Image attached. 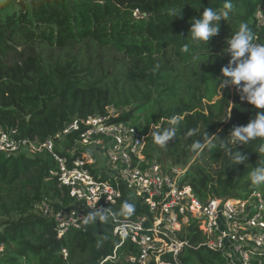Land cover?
Instances as JSON below:
<instances>
[{
    "label": "trees",
    "instance_id": "1",
    "mask_svg": "<svg viewBox=\"0 0 264 264\" xmlns=\"http://www.w3.org/2000/svg\"><path fill=\"white\" fill-rule=\"evenodd\" d=\"M230 2L233 10L207 45L191 41L193 19L205 7L226 11L225 0H0V130L16 129L21 138L45 140L74 116L105 115L114 106L116 121L131 122L147 134L148 159L189 165L183 182L202 202L247 197L254 191L264 197V184L253 185L249 178L254 167L264 165V139L237 145L247 155L245 165L229 164L219 150V140L258 111L240 99L235 87H218L216 80L223 79L221 69L230 59L223 53L227 38L245 23L254 42L264 44V25L255 17L264 0ZM81 43L115 52L119 71L108 72L110 60L93 65L92 54L85 64L79 60L81 49L63 55ZM57 49L61 53L54 55ZM173 116L180 120V130L161 148L151 128H167ZM188 130L196 135L188 137ZM197 139L206 147L193 152L190 145ZM56 170L49 153L0 152V246L15 249L0 255V264H100L113 253L119 239L108 219L60 237L56 222L36 207L46 196L61 197ZM63 199L71 202L68 195ZM124 202L135 206L132 214H121ZM111 207L121 219L150 214L142 200L126 191ZM179 237L190 244L179 254V264H226L221 252L200 245L205 236L195 222ZM137 252L138 246L127 240L116 263L102 264H131L128 257ZM163 258L177 264L169 254Z\"/></svg>",
    "mask_w": 264,
    "mask_h": 264
},
{
    "label": "built area",
    "instance_id": "2",
    "mask_svg": "<svg viewBox=\"0 0 264 264\" xmlns=\"http://www.w3.org/2000/svg\"><path fill=\"white\" fill-rule=\"evenodd\" d=\"M255 17L264 25V7L258 8ZM117 115L116 107L111 106L105 115L74 116L45 140L21 138L16 129L0 130V152L49 153L57 163L53 174L61 197L46 196L36 207L56 222L58 236L70 229L86 231L84 217L103 208L119 242L102 263H116L119 247L129 240L138 246V252L128 257L131 264H171L164 254L179 264V254L190 246L179 233L195 222L205 236L200 245L221 252L226 264H264L261 192L202 202L190 184L183 182L186 169L148 159L147 134L131 122L116 121ZM124 191L142 200L150 214L137 219L117 217L111 206ZM65 195L70 203L64 201ZM62 254L68 255L66 250Z\"/></svg>",
    "mask_w": 264,
    "mask_h": 264
},
{
    "label": "clouds",
    "instance_id": "3",
    "mask_svg": "<svg viewBox=\"0 0 264 264\" xmlns=\"http://www.w3.org/2000/svg\"><path fill=\"white\" fill-rule=\"evenodd\" d=\"M224 8L226 11L218 13L211 7H205L199 18L193 19L189 33L191 41L194 43H205L217 36L220 31L221 20L228 19L229 12L233 10L230 0H225ZM227 48L224 54L230 56L227 65L222 67L223 79L217 78L216 82L220 90L235 87L242 101H247L258 111L253 119L246 125L236 126L232 129L226 139L219 140V150L228 158L229 164L245 165L247 155L237 150V145H248L257 138L264 139V44L254 42V36L247 24L241 23L238 30L227 38ZM188 45H184L182 51H188ZM223 54V55H224ZM197 59V58H194ZM167 128H151V136L154 143L161 148L166 147L173 138H176L180 130V120L175 116L169 119ZM186 135L192 137L196 135L195 130H188ZM207 138L209 137L206 133ZM206 147L202 140H194L190 149L193 152L201 151ZM264 152V146L260 149ZM250 182L253 185L264 184V165L254 167L249 173ZM135 206L124 202L121 214H132ZM108 219L107 210L95 208L88 212L84 217L85 225L101 223ZM106 239V237H105ZM99 246V245H98Z\"/></svg>",
    "mask_w": 264,
    "mask_h": 264
},
{
    "label": "rangeland",
    "instance_id": "4",
    "mask_svg": "<svg viewBox=\"0 0 264 264\" xmlns=\"http://www.w3.org/2000/svg\"><path fill=\"white\" fill-rule=\"evenodd\" d=\"M136 13H135V15H137ZM80 49H81V55L79 56L80 57L79 60H83L85 64H87V60H88L89 55L92 54L93 55V61H92L93 65H96L99 60H105V61L110 60V62L107 61L108 63L106 64V66H108V72L110 74H112V73H117L119 71L118 68L116 69V66L114 63L116 61V59H118L117 54L115 52H112L109 50L97 49L96 45H88V44L82 45V43H81V44H78L76 47H73L72 49L65 50L63 52V55H67L68 51L71 53L72 52L77 53ZM59 52H60V50L57 49L56 52H54V55H55V53H59ZM160 155L162 156V158L165 159L166 156L164 154V150L160 153ZM194 158L191 159V162L194 160ZM178 166H180L186 170L189 167V165H178ZM1 221H2V219L0 218V223H1ZM13 251H15V249L12 246L3 245V248L0 250V255L2 256L5 254H8V253H11Z\"/></svg>",
    "mask_w": 264,
    "mask_h": 264
}]
</instances>
